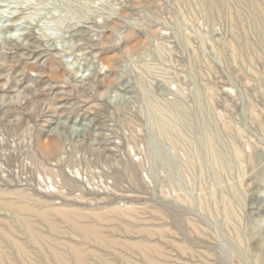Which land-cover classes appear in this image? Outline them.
<instances>
[{"label":"rangeland","instance_id":"obj_1","mask_svg":"<svg viewBox=\"0 0 264 264\" xmlns=\"http://www.w3.org/2000/svg\"><path fill=\"white\" fill-rule=\"evenodd\" d=\"M214 1L0 0V201L95 210L108 264H264V0Z\"/></svg>","mask_w":264,"mask_h":264},{"label":"bare ground","instance_id":"obj_2","mask_svg":"<svg viewBox=\"0 0 264 264\" xmlns=\"http://www.w3.org/2000/svg\"><path fill=\"white\" fill-rule=\"evenodd\" d=\"M212 1V0H211ZM214 1V0H213ZM241 1V0H240ZM246 1V0H245ZM244 1V2H245ZM248 1V0H247ZM261 1V0H260ZM208 2V1H207ZM215 2V1H214ZM262 2V1H261ZM247 3V2H246ZM246 3H244V4H246ZM239 4H240V2H239ZM248 4H249V2H248ZM260 4V3H259ZM258 4V5H259ZM211 5V4H210ZM216 5V4H215ZM224 5V4H223ZM241 5V4H240ZM251 5V4H250ZM257 5V6H258ZM261 5V4H260ZM259 5V6H260ZM207 6H208V4H207ZM226 6V5H225ZM242 6V5H241ZM252 6V5H251ZM256 6V7H257ZM216 7V6H215ZM238 7H240V6H238ZM227 8V7H226ZM210 9V8H209ZM211 9H212V7H211ZM237 9V8H236ZM260 9H261V7H260ZM263 9V8H262ZM241 10V9H240ZM252 10H253V7H252ZM258 10V9H257ZM216 11H218V9L216 8ZM221 11V10H220ZM219 11V12H220ZM224 11V10H223ZM226 11V10H225ZM224 11V12H225ZM238 11V10H237ZM242 11V10H241ZM259 11V10H258ZM214 12V11H213ZM218 12V15L219 14H221V13H219ZM239 13V11L237 12V14ZM262 13H263V11H262ZM261 13V14H262ZM215 14V13H214ZM217 14V13H216ZM225 14V13H224ZM223 14V15H224ZM240 15V14H239ZM242 15V14H241ZM241 15L239 16L240 18H241ZM253 15V14H252ZM251 15V16H252ZM257 15V14H256ZM259 15H260V11H259ZM262 15H264V14H262ZM261 15V16H262ZM217 16V15H216ZM220 16V15H219ZM225 16V15H224ZM234 16V15H233ZM232 16V17H233ZM243 16V15H242ZM254 17H258V16H255V14L253 15ZM236 17V16H235ZM264 18V17H263ZM254 19V18H253ZM240 20H242V19H240ZM261 21V20H260ZM230 22V21H229ZM232 22V21H231ZM235 22V21H234ZM241 22V21H240ZM245 22V21H244ZM257 23V20L255 21V19H254V23ZM250 23V22H249ZM260 23V22H259ZM261 24H263V22L261 23ZM231 25V24H230ZM242 25H243V22H242ZM241 25V26H242ZM253 25V24H252ZM234 26V25H233ZM244 26H245V23H244ZM254 26V25H253ZM257 25H255L254 27H256ZM243 27V26H242ZM231 28H233V27H231ZM235 29V28H234ZM262 29V28H261ZM261 29H256V31L258 32V34L260 35H262V30ZM233 30V29H232ZM237 30V29H236ZM246 30V29H245ZM232 32V31H231ZM237 32H238V30H237ZM264 32V31H263ZM235 33V32H234ZM238 34V33H237ZM236 34V35H237ZM235 35V34H234ZM240 35V34H239ZM256 35H257V33H256ZM264 35V34H263ZM243 36V35H242ZM245 36V35H244ZM258 36V35H257ZM246 37V36H245ZM263 43V42H262ZM247 44V43H246ZM248 45V44H247ZM264 45V44H263ZM250 46V45H249ZM247 46L245 45V48H246ZM249 52H250V50H249ZM264 60V59H263ZM264 62V61H263ZM206 142V141H205ZM206 145H207V148H208V150L210 151V150H212V147H211V143H210V141L208 140L207 142H206ZM213 151V150H212ZM211 153H213V152H211ZM211 155V154H210ZM213 156V155H212ZM68 166V165H67ZM57 173V172H56ZM59 173V172H58ZM57 173V174H58ZM53 176V175H52ZM54 176H56V175H54ZM59 176H61V175H59ZM65 176V175H64ZM59 178V177H58ZM62 178V177H61ZM60 178V179H61ZM55 179V178H54ZM62 180V179H61ZM12 181V180H11ZM57 182H59V181H57ZM57 182H55V184L57 183ZM70 182V181H69ZM10 183V182H9ZM59 183H62V182H59ZM54 184V183H53ZM76 184V183H75ZM71 185V184H70ZM53 186V185H52ZM67 186V185H66ZM77 186V185H76ZM75 186V187H76ZM57 188H58V186H57ZM69 188H72V187H69ZM2 189V188H1ZM8 189V188H7ZM6 189V190H7ZM11 189V188H10ZM80 189V188H79ZM2 190H4V189H2ZM5 190V191H6ZM16 190V189H15ZM4 191V192H5ZM13 191H14V189H13ZM70 191H72V190H70ZM69 191V192H70ZM16 192H17V190H16ZM15 192V193H16ZM23 192V191H22ZM59 192V191H58ZM68 192V193H69ZM11 193V194H10ZM12 193H14V192H9L8 194L9 195H12ZM68 193L66 192L65 194H67L68 195ZM22 194V193H21ZM27 194H28V192H27ZM64 194V193H63ZM73 194V193H72ZM72 194H70V195H72ZM17 194H15L13 197H15ZM59 195V194H58ZM61 195V194H60ZM11 196V197H12ZM18 196H20V195H18ZM25 196V195H24ZM27 196H29V194L27 195ZM17 197V196H16ZM31 197V196H30ZM29 197V198H30ZM33 197V196H32ZM67 197V196H66ZM2 198H5V197H3L2 196ZM19 198V197H18ZM28 198V199H29ZM1 199V198H0ZM10 199V198H9ZM17 198H15V200H16ZM20 199V198H19ZM18 199V200H19ZM35 199H37V198H35ZM79 199H81L80 198V196H79ZM6 200H8V199H6ZM21 200V202H22V199H20ZM19 200V201H20ZM9 201V200H8ZM11 202H7V201H0V207H2V208H6V209H9L11 212H12V214H14L15 216V218H18L19 219V221H20V224H21V226L23 227V230H24V233L22 234L23 236H24V238H25V242H19L18 240H16V235L15 236H13V234L15 233H13L12 235L10 234V235H5V239H7V243H8V245H9V247H10V256L12 257V261H9L8 260V258H6L5 257V255H3L1 252H0V261L2 262V261H4V260H8L9 262V264H108V262H106V260L104 259V257H101L99 254H98V252H96V250L95 249H93L94 247L93 246H96L97 245V247L99 248L100 247V249L101 248H105V247H107V245L108 244H106L107 242L109 243L110 241H107L106 242V240H105V237H107L106 239H108V236H105V237H103V229H101V226H100V228H99V226H98V222L100 223V221H101V223L102 222H104V223H107L108 222V220L105 218H100V216H96L95 214L97 213V212H95V210L93 211V210H91L92 211V213L94 212V218H92L91 220H89L90 218V213H91V211H86V212H88L89 214H87V213H85V214H87V215H89V217L87 216H85V215H83V214H80V213H77V212H80V211H77V209H76V212L75 211H73V210H62V209H59V208H56V209H52V210H50L49 209V211L48 210H35V209H33L32 207H29L28 205H25L23 202L22 203H20V202H18L17 203V201H14V200H10ZM12 201H14V202H16V203H13ZM25 201V200H24ZM31 201V200H30ZM34 201H36V200H34ZM44 200H42V202H43ZM45 202H47V201H45ZM25 203H27V202H25ZM47 203H49V202H47ZM52 204V203H51ZM40 206V205H39ZM56 206V205H55ZM63 206V205H62ZM38 208V207H37ZM42 208V207H41ZM41 208H39V209H41ZM65 208V207H64ZM63 208V209H64ZM68 208V207H67ZM74 208V207H73ZM76 208V207H75ZM109 208V207H108ZM113 208H115V207H113ZM117 208V207H116ZM70 209H71V207H70ZM102 209V208H101ZM1 210V209H0ZM8 210V211H9ZM98 210V209H97ZM100 210V209H99ZM98 210V211H99ZM110 210V209H109ZM111 210H112V207H111ZM110 210V211H111ZM119 210V209H118ZM125 211V210H124ZM123 211V212H124ZM10 212V213H11ZM118 212V211H117ZM92 213H91V216H92ZM115 213H116V209H115ZM119 213V212H118ZM120 213H121V211H120ZM125 213V212H124ZM128 213V212H127ZM127 213H125V216H127L128 214ZM109 214H111L110 212H109ZM127 214V215H126ZM114 215V214H113ZM124 215V214H123ZM107 216H108V214H107ZM112 216V215H111ZM110 216V217H111ZM115 216V215H114ZM120 216H121V214H120ZM119 216V217H120ZM30 217H34V219H36V220H38L37 222L38 223H42V224H44L45 226H46V229H48V233L47 234H45V233H42L41 231H39L41 228H39V227H37V225H40V224H35L36 226H34V222H31L32 220L30 219ZM101 217H103V216H101ZM104 217H106V216H104ZM117 217H118V214H117ZM124 217V216H123ZM53 218H56V219H59L62 223L61 224H63L62 226H64V227H61V228H63V229H61L60 227H59V225H61V224H59L58 225V223L57 222H59V221H57V222H55L54 221V219ZM120 218H122V217H120ZM131 218V217H130ZM14 219V218H13ZM111 219V218H110ZM113 219V218H112ZM114 219H115V217H114ZM15 220V219H14ZM18 221V220H17ZM17 221H16V223H17ZM2 222V221H1ZM111 222H113V221H111ZM5 222H3V224H4ZM7 223V222H6ZM5 223V224H6ZM57 223V224H56ZM110 223V222H109ZM108 224V223H107ZM43 225V226H44ZM57 225H58V227H57ZM5 226V225H4ZM42 226V225H41ZM122 226H124V225H122ZM8 227V226H7ZM36 227H37V229H36ZM113 227V226H112ZM111 226H110V228H112ZM115 228V227H114ZM128 228V227H127ZM139 227H137L136 229H138ZM9 229V228H8ZM141 228H139L138 230H140ZM1 230H2V228H1ZM14 230V229H13ZM16 230V229H15ZM113 230V229H112ZM111 230V231H112ZM126 231H127V233L129 234V228H128V230L127 229H125ZM133 229H131V231H132ZM137 230V231H138ZM142 230V229H141ZM141 230L140 231H138V233L137 232H135V233H137V234H139L140 232H141ZM146 230V229H145ZM115 230H113V232H114ZM134 231V230H133ZM148 231V230H147ZM1 232V231H0ZM19 232V231H18ZM23 232V231H22ZM10 233V232H9ZM54 233L55 234H57L58 236H65V235H68V237H70V238H74L75 236V234H78V236L80 237V239L78 240V241H76V242H72L71 240H65L64 238H61L62 240H65L64 241V243H61V242H59V240L58 239H52V236L54 235ZM72 233H74V235L72 234ZM105 233V232H104ZM131 233V232H130ZM143 233V232H142ZM142 233H140V234H142ZM146 233V232H145ZM145 233H144V235H145ZM147 233H149L150 234V230H149V232H147ZM70 234H72V235H70ZM133 234V233H132ZM70 235V236H69ZM151 235V234H150ZM17 236H18V233H17ZM21 236V234L19 235V237ZM72 236V237H71ZM22 237V236H21ZM54 237H56V236H54ZM110 237V236H109ZM137 237V236H136ZM23 238V237H22ZM112 238V237H111ZM114 238H116V237H114ZM0 239H2L1 238V235H0ZM67 239V238H66ZM75 239H76V237H75ZM139 239V238H138ZM137 239V241H139V242H141L140 240H138ZM143 239V238H142ZM22 240V239H21ZM118 240H120V239H118ZM23 241V240H22ZM87 241V243H90V242H92V243H95L96 245H94L93 244V248H87L88 250H85V242ZM89 241V242H88ZM111 241H113V240H111ZM117 241V240H116ZM115 241V242H116ZM126 241H128V240H126ZM133 241H135L134 239H133ZM136 241V242H137ZM146 241V240H145ZM6 242V241H5ZM128 242H130V241H128ZM2 243V242H1ZM117 243V242H116ZM123 243V242H122ZM144 243V242H143ZM156 243V242H155ZM110 244V243H109ZM113 244V243H112ZM131 244V243H130ZM145 244V243H144ZM144 244L142 245V243H140V244H136L137 245V248H138V250L141 248H143V246H144ZM172 244V243H171ZM173 244H176V243H173ZM117 245V244H116ZM118 245H120V246H123V244L121 245V244H119L118 243ZM127 245V244H126ZM157 245V244H156ZM155 245V246H156ZM159 245V244H158ZM109 246V245H108ZM134 246V245H133ZM154 246V247H155ZM178 246V245H177ZM176 246V247H177ZM111 247V246H110ZM124 247V246H123ZM159 247V246H158ZM161 247V246H160ZM160 247H159V249H160ZM117 247H115V249H116ZM120 248V247H119ZM118 248V249H119ZM134 248H136V247H134ZM146 247L144 246V248L143 249H145ZM156 248V247H155ZM28 249H32L34 252L33 253H30V252H28L29 250ZM106 249V248H105ZM108 249H109V247H108ZM112 249V248H111ZM113 249H114V247H113ZM113 249H112V251H113ZM117 249V250H118ZM122 249V248H121ZM120 249V250H121ZM130 249H131V247H130ZM157 249V248H156ZM180 249V248H179ZM31 250V251H32ZM104 250V249H103ZM107 250V249H106ZM123 251L124 250H126L125 248L124 249H122ZM132 250V249H131ZM155 250V249H154ZM116 251V250H115ZM137 251V250H136ZM136 251H134L135 253H136ZM141 250H139L138 252L140 253V256L141 257H143V258H146L145 256H147V253H146V255H143L142 256V254H145V253H142L141 254V252H144L143 250L140 252ZM150 251H152V250H150ZM161 251L162 250H159V252L161 253ZM181 251V250H180ZM185 251H187V250H185ZM4 252H6V251H4ZM8 252V251H7ZM117 252V251H116ZM128 252V251H127ZM130 252V251H129ZM132 253H133V251H131ZM130 252V253H131ZM137 252V253H138ZM146 252V251H145ZM157 252V251H156ZM155 252V253H156ZM183 250H182V254H183ZM187 252H189V251H187ZM191 252L194 254L195 252H193V251H191L190 250V254H191ZM113 253H115L114 251H113ZM121 254L122 253V251H120V252H118V254ZM126 253V252H125ZM134 253V254H135ZM148 253H150V252H148ZM152 253V252H151ZM154 253V252H153ZM162 253H164V252H162ZM101 254V253H100ZM157 255L159 254V253H156ZM122 255L123 254H121V258L123 259V257L125 256H123L122 257ZM137 255V254H136ZM154 255V254H153ZM160 255V254H159ZM164 255V254H163ZM120 256V255H119ZM149 256H150V254H149ZM155 256V255H154ZM8 257V256H7ZM116 257V256H115ZM127 257V256H126ZM148 257V256H147ZM151 257V256H150ZM148 258V260L149 259H151V258ZM157 257V256H156ZM192 257V256H191ZM120 258V259H121ZM127 259V258H126ZM143 260V259H142ZM147 260V259H146ZM146 260L144 261V262H146ZM147 260V261H148ZM217 260V259H216ZM93 261V262H92ZM109 262H110V264L112 263L110 260H108ZM124 261V260H123ZM126 261H130V258H129V260H126ZM151 261H153V260H150L149 261V263L151 262ZM218 261V260H217ZM131 262H132V260H131ZM155 262V261H154ZM159 261H157V263H158ZM161 262V261H160ZM3 263V262H2ZM126 263V262H125ZM130 263V262H129ZM147 263V262H146ZM148 263V264H149ZM4 264V263H3ZM113 264V263H112ZM127 264H128V262H127ZM151 264H154L153 262H151ZM160 264H162V263H160ZM165 264V263H164ZM186 264V263H185Z\"/></svg>","mask_w":264,"mask_h":264}]
</instances>
